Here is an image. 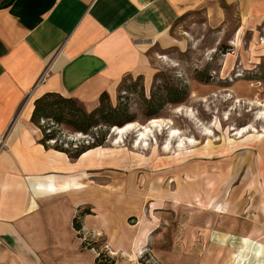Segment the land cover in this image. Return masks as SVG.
Segmentation results:
<instances>
[{
	"label": "rangeland",
	"instance_id": "rangeland-1",
	"mask_svg": "<svg viewBox=\"0 0 264 264\" xmlns=\"http://www.w3.org/2000/svg\"><path fill=\"white\" fill-rule=\"evenodd\" d=\"M212 8L178 17L145 50L140 69L119 78L93 107L74 97L66 101L76 115L101 104L116 119L128 116L144 126L150 118L162 120L164 127L145 144H134L133 130L115 142L111 122L102 119L83 132L52 116L29 117L40 138L51 134V144L104 147L92 181L131 195V212L111 222L121 239L133 237L140 224L149 227L134 248L124 240L111 247L100 232L89 231L83 241L102 263L230 264L240 247L261 243L264 252V3L239 10L235 2L212 0ZM180 86L184 99L166 101L174 97L167 88ZM147 98L156 110L151 117ZM169 127L195 142L177 149ZM242 127L247 130L236 134Z\"/></svg>",
	"mask_w": 264,
	"mask_h": 264
},
{
	"label": "crops",
	"instance_id": "crops-1",
	"mask_svg": "<svg viewBox=\"0 0 264 264\" xmlns=\"http://www.w3.org/2000/svg\"><path fill=\"white\" fill-rule=\"evenodd\" d=\"M224 1L239 10L264 3ZM201 8L215 11L212 0H10L0 7V264H100L82 239L89 231L111 247L144 242L149 227L140 224L133 237L121 239L111 222L131 212V195L92 181L104 147L70 157L42 142L29 120L32 102L56 92L93 107L101 92L140 69L145 50L178 17ZM132 124L134 131L144 126ZM188 139L177 149L193 143ZM250 248L232 251L230 264H261L263 245Z\"/></svg>",
	"mask_w": 264,
	"mask_h": 264
},
{
	"label": "trees",
	"instance_id": "trees-1",
	"mask_svg": "<svg viewBox=\"0 0 264 264\" xmlns=\"http://www.w3.org/2000/svg\"><path fill=\"white\" fill-rule=\"evenodd\" d=\"M166 91L167 93H171L174 96V97H170L166 99V101L178 103L184 99L183 97L186 92V89L184 86H180L179 88H167ZM103 94L104 92H101L99 94L98 96L99 101L101 97L103 96ZM51 95L57 96L59 99L58 100L57 99H51V100L47 99V97ZM71 99H72L71 96H63L56 92H44L33 100V108H32L30 117L34 119L37 116H45V117L52 116L55 120L62 121L63 123L69 125L73 129L81 130L83 132L87 131V129L90 126L97 124L99 119H102L105 122H111V125L113 127H122L127 123L136 122V121L130 122L131 120H130V117L128 116L122 119H116L114 116L113 109L103 111L101 104L94 110H90L88 112L79 111L76 115V113L73 112V108L70 107L66 103V101L68 102ZM147 99L148 100H146L147 102H146L145 114L151 117V115H154L156 113V110L150 107L151 105L150 100L149 98ZM75 115L76 117L73 118ZM48 139L49 140L52 139V136L49 133H44L42 138H40L42 142H44V140L48 141ZM103 139L104 137L102 136V138H100V140H98L95 144H100L103 141ZM90 145H93V144H90ZM90 145L81 146V147H77V145H75L74 149L68 150L67 148L62 147L58 144H53L54 147L64 150L70 157H76L81 152L87 150V148L89 149ZM75 219L77 218L74 217L72 221L73 226L76 230H79L81 225L79 223V220L78 219L75 220ZM97 260H98V263L105 264V263L100 262L98 258Z\"/></svg>",
	"mask_w": 264,
	"mask_h": 264
},
{
	"label": "bare ground",
	"instance_id": "bare-ground-1",
	"mask_svg": "<svg viewBox=\"0 0 264 264\" xmlns=\"http://www.w3.org/2000/svg\"><path fill=\"white\" fill-rule=\"evenodd\" d=\"M162 120L160 119H156V118H153L151 119L150 121V124L147 125V126H143L142 128L140 127L139 130H136V143H143L145 144V140L147 138V136L149 134H151V132L154 130V129H162L164 126L162 124ZM133 123V122H132ZM132 123H127L125 124L124 126L122 127H113L112 128V132L114 133V137H115V142H118L119 140H121L123 134L129 132V131H134L133 129V124ZM251 128V127H250ZM169 129L171 131H169L171 133V136H176L178 137V142L180 143L179 146H182V140L179 136V132L176 130V129H172L171 127H169ZM205 130L207 131L208 129L205 128ZM234 130V129H233ZM247 130V127H242L241 129H237V132H235L236 134H241L242 132H245ZM187 141H190V142H195V140H191V139H188Z\"/></svg>",
	"mask_w": 264,
	"mask_h": 264
},
{
	"label": "water",
	"instance_id": "water-1",
	"mask_svg": "<svg viewBox=\"0 0 264 264\" xmlns=\"http://www.w3.org/2000/svg\"><path fill=\"white\" fill-rule=\"evenodd\" d=\"M9 1H10V0H1V1H0V7H3V6H5V5H7Z\"/></svg>",
	"mask_w": 264,
	"mask_h": 264
},
{
	"label": "built area",
	"instance_id": "built-area-1",
	"mask_svg": "<svg viewBox=\"0 0 264 264\" xmlns=\"http://www.w3.org/2000/svg\"><path fill=\"white\" fill-rule=\"evenodd\" d=\"M84 237H82V239H83ZM98 254V252H96V255Z\"/></svg>",
	"mask_w": 264,
	"mask_h": 264
}]
</instances>
